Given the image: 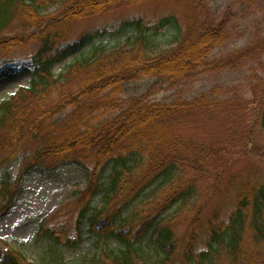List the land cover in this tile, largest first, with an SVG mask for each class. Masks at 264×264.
<instances>
[{"label": "trees", "instance_id": "16d2710c", "mask_svg": "<svg viewBox=\"0 0 264 264\" xmlns=\"http://www.w3.org/2000/svg\"><path fill=\"white\" fill-rule=\"evenodd\" d=\"M154 1L0 0V51L9 54L30 40L41 44L31 87L0 105V173L5 177L0 198L10 203L17 194L6 169L20 155H26L24 167L28 169L79 165L88 172V185L78 198L76 236L65 225L43 224L38 236L52 245L75 249L87 237L115 243L110 253L98 255L99 264H264V174L248 172L245 180H229L224 194L232 193L235 201L228 219L218 208L204 216L200 186L190 180L191 171L199 167L198 161H189L195 149L200 158H207L210 152L199 151L177 130L186 116L206 105L205 98L190 104H160L147 102L143 96L130 100L113 120L95 123L115 103L111 95L127 79L158 75L182 82L195 70L208 68L210 53L231 37L224 21L215 18L209 0H162L182 5L186 11V32L175 49L150 57L140 44L75 63L56 79L51 73L55 63L109 34L106 29L96 30L70 43L67 39L74 22ZM45 7H56L57 12L43 24ZM17 21L36 26L35 37L30 36L26 43L18 37L5 39L6 31ZM177 25V17L169 15L148 30L136 18L123 21L109 35L130 30L144 34L152 29L157 33ZM251 49L234 58L244 59ZM76 73L79 91L64 94L65 104H61L72 111L56 120L52 91ZM47 126L49 135H45ZM39 137L43 144L33 152L32 144ZM48 160L50 166L41 165ZM89 160L94 162L92 168L87 166ZM159 186L165 187L157 194L154 189ZM98 197L100 207L94 209ZM177 205L180 210L168 216ZM185 219H193L192 225H196L187 238L180 233ZM84 233L88 236L83 237ZM5 255L11 264H30L21 253L6 251Z\"/></svg>", "mask_w": 264, "mask_h": 264}, {"label": "rangeland", "instance_id": "374dc122", "mask_svg": "<svg viewBox=\"0 0 264 264\" xmlns=\"http://www.w3.org/2000/svg\"><path fill=\"white\" fill-rule=\"evenodd\" d=\"M209 4L217 21H224L231 37L210 53L208 68L195 70L189 79L182 82L158 75L127 79L111 95L115 103L107 112L98 115L95 123L113 120L128 107L131 99L142 96L150 103L161 104L179 101L190 104L205 98L206 105L192 116H186L179 123L177 133L182 139L192 142L199 151L206 154L210 152L207 158H200L195 149L189 160L191 164L199 162L198 169L191 171L190 180L197 181L200 186V204L205 206L204 216H209L211 210L218 208L223 217L228 219L235 201L232 193L224 194L229 180L240 181L241 177L245 180L248 172L251 175L253 172L264 174V0H209ZM56 10V7H45L42 23L54 18ZM170 14L179 20L176 28H165L159 33L154 32L155 29L148 31L151 29L148 27L144 34L135 30L119 36L108 34L85 45L80 52L55 63L51 73L58 77L66 74L77 62L93 61L119 49L128 50L140 44H143L150 57H157L174 48L186 31V11L183 6L162 0L130 7L121 6L92 19L78 20L71 26L69 42L94 30L116 28L121 22L134 18H143L152 27ZM26 24L15 22L6 31L4 38L18 37L24 43L30 40V36L34 38L36 26L33 25L34 29ZM33 42L26 43V48H18L8 55L0 51V104L20 88L29 87L36 79L30 72L18 71V66L28 64L32 67L33 62H36L41 45L38 41ZM249 48H252L251 52L244 59L234 58L237 53ZM7 62H13L11 69L4 68ZM76 75L67 82L61 81L52 91L55 103L51 107L56 108V120L63 119L72 111L64 109L61 104H65L64 94H77L79 91ZM47 128L49 126L45 128V135L51 133ZM42 144L41 137L35 140L32 144L33 152ZM25 156H18L8 168L9 177L14 187L18 188V194L10 203L0 200V264H11L5 259L6 247L21 252L35 264H99L98 255L110 253L115 243L106 244L84 233L83 237L87 238L82 245L71 249L57 247L38 236L42 223L50 226L66 225L75 235L78 198L87 188L88 172L79 165H61L51 170L34 167L28 169L24 167ZM51 163L48 160L41 165L46 167ZM93 164V160L87 162L89 168ZM54 166L57 163L53 162ZM164 187L159 186L154 191L158 194ZM95 203L97 206L94 209L99 208V197ZM179 210V205L175 206L168 216H173ZM192 223L193 219L183 221L180 226L183 237L187 238L188 233L196 227Z\"/></svg>", "mask_w": 264, "mask_h": 264}]
</instances>
